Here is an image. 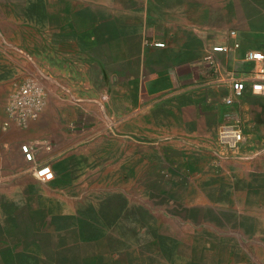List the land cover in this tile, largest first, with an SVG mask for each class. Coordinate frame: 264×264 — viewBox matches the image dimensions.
Instances as JSON below:
<instances>
[{"label":"crops","instance_id":"1","mask_svg":"<svg viewBox=\"0 0 264 264\" xmlns=\"http://www.w3.org/2000/svg\"><path fill=\"white\" fill-rule=\"evenodd\" d=\"M217 43L228 49L213 52ZM250 50L264 53V0H0V182L33 177L20 142L57 172L73 157L74 134L92 132L119 149L151 143L197 171L210 156L193 143L214 142L231 117L245 138L221 165L254 173L252 189H264V59ZM42 73L44 111L26 129L3 127L18 82ZM233 79L247 81L240 95Z\"/></svg>","mask_w":264,"mask_h":264},{"label":"rangeland","instance_id":"2","mask_svg":"<svg viewBox=\"0 0 264 264\" xmlns=\"http://www.w3.org/2000/svg\"><path fill=\"white\" fill-rule=\"evenodd\" d=\"M89 136L74 134L53 180L0 182V264H264V189L222 167L233 150L194 142L210 156L196 171L151 143Z\"/></svg>","mask_w":264,"mask_h":264},{"label":"built area","instance_id":"3","mask_svg":"<svg viewBox=\"0 0 264 264\" xmlns=\"http://www.w3.org/2000/svg\"><path fill=\"white\" fill-rule=\"evenodd\" d=\"M235 33L234 30L231 31ZM149 44L156 46H164L163 41H149ZM235 46H239L236 42ZM226 44L217 43L211 46L213 52L226 51ZM249 59L263 60L264 53L259 50H250L247 53ZM206 59L214 62V56L211 53L206 55ZM264 72V67L260 69ZM46 76L42 73L31 74L22 77L18 82L15 91L5 105L6 120L3 127L7 128L11 123L16 124L21 129H26L29 125L39 117L47 106L49 99V91L44 82ZM247 81L244 79H233L232 87L235 94L240 95L246 89ZM251 89L259 92L263 89V82L255 80L251 83ZM245 138V132L239 119L229 118L220 125L215 135L217 145L228 149L236 150L241 147ZM20 149L24 158L33 163L32 173L42 182H48L55 178V172L52 165L48 161L39 160L36 155L35 148L30 142H21Z\"/></svg>","mask_w":264,"mask_h":264}]
</instances>
